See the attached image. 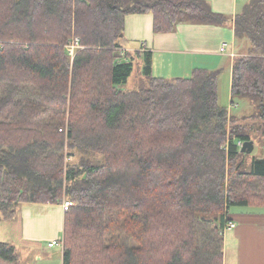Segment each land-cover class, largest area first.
I'll return each instance as SVG.
<instances>
[{
    "label": "trees",
    "instance_id": "16d2710c",
    "mask_svg": "<svg viewBox=\"0 0 264 264\" xmlns=\"http://www.w3.org/2000/svg\"><path fill=\"white\" fill-rule=\"evenodd\" d=\"M141 13L155 33L233 22L251 46L232 61L231 103L258 126L220 104L219 70L158 77L151 51H125ZM0 42V222L70 199L63 264H224L230 208L264 207V158L239 146L264 137V0L235 16L207 0H0ZM140 58L147 86L123 89ZM0 264H21L12 243Z\"/></svg>",
    "mask_w": 264,
    "mask_h": 264
},
{
    "label": "crops",
    "instance_id": "0c3cea01",
    "mask_svg": "<svg viewBox=\"0 0 264 264\" xmlns=\"http://www.w3.org/2000/svg\"><path fill=\"white\" fill-rule=\"evenodd\" d=\"M207 1L215 11L235 16L246 0ZM124 37L125 51H139L141 55L144 51L152 52L153 74L164 78L183 77L197 67L218 70L230 66L232 69L234 57L249 52V47H238L233 22L223 26L184 23L173 32L155 33L153 14H129L125 18ZM23 205L18 218L0 222V241L12 243L16 250L19 244L32 247L31 264H63V246H49L63 236L65 212L62 207L39 203ZM229 216L236 222L237 227L233 229L238 230L236 236L241 241L237 264H264V207H238L229 211ZM20 259L21 264H25L21 255Z\"/></svg>",
    "mask_w": 264,
    "mask_h": 264
},
{
    "label": "rangeland",
    "instance_id": "374dc122",
    "mask_svg": "<svg viewBox=\"0 0 264 264\" xmlns=\"http://www.w3.org/2000/svg\"><path fill=\"white\" fill-rule=\"evenodd\" d=\"M75 37V36H74ZM2 43V42H0ZM237 45L239 48L244 47L247 48L251 46L250 42L246 39L238 40ZM126 45V41L124 43ZM126 48V47H125ZM237 49V47H236ZM228 50H230V46L228 47ZM142 65L143 62L137 61L136 65L134 67L133 73L129 77L126 83H124L123 89L131 90V89H139L142 87L147 86V82L144 79L143 71H142ZM220 71L219 73V102L221 105H224L228 108L229 113L232 114V116H235L238 120L237 122L242 123L243 125H253V129H255L259 122V119L255 116L257 114V111H255V108L245 103L243 100L235 99V104L232 105L231 103V68L230 66L224 67L223 69H218ZM188 75H182L183 77L189 76L191 72L187 73ZM181 77V76H180ZM259 134V133H258ZM256 136V135H255ZM258 139H256L255 148L252 153V155L257 156L259 158H264V137L258 136ZM24 207V205L21 206L20 210L17 213H21V209ZM238 207H245V206H233L230 208V211H234L235 208ZM245 209V208H244ZM19 214H17L16 218L19 217ZM232 220V219H231ZM5 221H11V220H3ZM232 223L235 227H237L236 222L232 220ZM240 226V223H239ZM237 229H230L227 230L225 233V260L224 264H237L238 262V255H239V246H240V239L236 236L237 235ZM17 242V241H16ZM60 247V246H58ZM56 251H60L59 249H55ZM17 251L21 255V258H23L25 264H31V262L34 260V253L33 248H25L22 245H17ZM51 251H54V249H51Z\"/></svg>",
    "mask_w": 264,
    "mask_h": 264
},
{
    "label": "built area",
    "instance_id": "2783aa9c",
    "mask_svg": "<svg viewBox=\"0 0 264 264\" xmlns=\"http://www.w3.org/2000/svg\"><path fill=\"white\" fill-rule=\"evenodd\" d=\"M1 47V46H0ZM84 46L81 45V41L80 38L78 36L73 37V39L67 44V49L69 51V54L71 56V59L73 60L77 54V51L81 48H83ZM243 142H239V146L242 147ZM75 205V202L70 200V199H66L63 203H62V208L63 211H69L71 209L72 206ZM229 227L233 228L235 227L234 224L232 223V221L229 223ZM54 245H63V239L60 238L58 240H54L52 242L49 243V246H54Z\"/></svg>",
    "mask_w": 264,
    "mask_h": 264
},
{
    "label": "water",
    "instance_id": "95a60500",
    "mask_svg": "<svg viewBox=\"0 0 264 264\" xmlns=\"http://www.w3.org/2000/svg\"><path fill=\"white\" fill-rule=\"evenodd\" d=\"M254 148H255V141L253 140L245 141L241 148V152L251 154L254 151Z\"/></svg>",
    "mask_w": 264,
    "mask_h": 264
}]
</instances>
